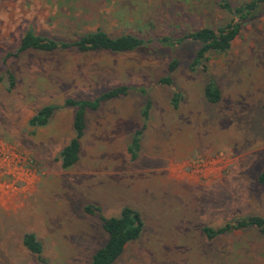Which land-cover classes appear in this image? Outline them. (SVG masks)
<instances>
[{"label":"rangeland","instance_id":"obj_1","mask_svg":"<svg viewBox=\"0 0 264 264\" xmlns=\"http://www.w3.org/2000/svg\"><path fill=\"white\" fill-rule=\"evenodd\" d=\"M220 1L0 0V264H42L24 247L25 232L37 235L48 264H88L106 240L100 215L126 205L144 226L113 264H264L260 232H203L264 216V15L244 25L227 53H209L194 71L198 43L154 42L226 23ZM99 27L153 41L144 51L16 54L28 29L72 41ZM174 58L179 65L169 72ZM167 75L172 83H161ZM211 78L218 103L203 95ZM117 85L131 89L88 111L80 159L63 169L56 157L73 136L74 114L64 99L94 98ZM46 104L57 106L49 123L30 126ZM144 123L133 159L128 146ZM88 204L98 208L94 214Z\"/></svg>","mask_w":264,"mask_h":264},{"label":"trees","instance_id":"obj_2","mask_svg":"<svg viewBox=\"0 0 264 264\" xmlns=\"http://www.w3.org/2000/svg\"><path fill=\"white\" fill-rule=\"evenodd\" d=\"M221 8L230 14L229 20L216 27L205 26L193 31L184 32L179 39H173L168 36L160 37L154 42L173 46L184 40H190L199 44L195 52L194 59L189 63L192 71L196 70L208 58L209 53L224 54L227 53L235 38L240 34L242 28L248 22L264 15V0H247L239 4H233L228 0L219 2ZM153 40H147L143 37L132 33H121L113 35L103 28L89 30L77 33L76 39L72 41L58 40L55 38L36 34L32 29H28L22 35L18 51L19 54L26 50L54 51L56 49L75 48L80 52L107 50L112 52H133L144 51L145 46ZM179 65V60L174 58L168 65L169 72L174 71ZM10 87L14 85V76L9 73ZM161 83L171 84L170 75L162 77ZM131 87L127 85H117L109 88L94 98H75L67 97L64 99V106L74 109L72 119L73 136L58 152L56 160L59 161L63 169L73 167L80 159L82 138L87 128L88 111L97 110L104 102L125 96ZM203 95L210 103H218L221 100V90L214 79H209L203 88ZM181 99L179 92L172 97V103L178 106ZM55 104H46L39 108L36 113L29 119V125L33 127L45 126L49 123L55 109ZM151 101L146 100L142 108V116L146 121L149 118ZM142 125L134 131L131 142L128 146V152L133 159L139 155L141 147ZM258 180L264 184V171L259 175ZM98 209L92 204L85 206V210L91 214ZM102 228L106 233L104 244L98 248L91 257L88 264H113L123 253L125 246L137 240L143 230L144 221L141 213L131 206H123L117 215L104 216L100 215ZM240 229H254L264 235V216L247 215L234 219L219 228L210 226L203 227V232L209 238L224 234L230 231ZM24 247L31 253L37 255L42 264H48L42 257L43 245L34 232H25L22 237Z\"/></svg>","mask_w":264,"mask_h":264}]
</instances>
